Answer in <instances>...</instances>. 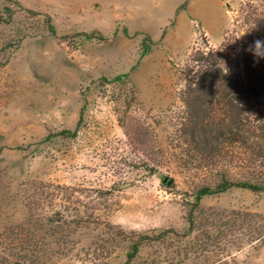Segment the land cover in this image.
<instances>
[{"label":"rangeland","instance_id":"obj_1","mask_svg":"<svg viewBox=\"0 0 264 264\" xmlns=\"http://www.w3.org/2000/svg\"><path fill=\"white\" fill-rule=\"evenodd\" d=\"M247 3L0 0V264H264V192L194 207L223 168L178 135Z\"/></svg>","mask_w":264,"mask_h":264},{"label":"trees","instance_id":"obj_2","mask_svg":"<svg viewBox=\"0 0 264 264\" xmlns=\"http://www.w3.org/2000/svg\"><path fill=\"white\" fill-rule=\"evenodd\" d=\"M245 8L250 10L243 12L241 35L201 52V71L182 94L178 135L186 157L208 169L223 168L214 187L197 191L194 207L204 196L232 187L264 192V3ZM217 110L224 118L215 119Z\"/></svg>","mask_w":264,"mask_h":264}]
</instances>
